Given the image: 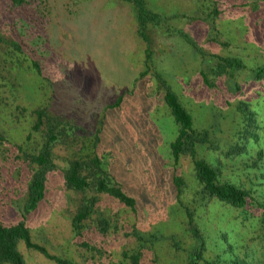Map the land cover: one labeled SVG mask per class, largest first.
<instances>
[{"label":"rangeland","instance_id":"1","mask_svg":"<svg viewBox=\"0 0 264 264\" xmlns=\"http://www.w3.org/2000/svg\"><path fill=\"white\" fill-rule=\"evenodd\" d=\"M143 1V23L128 0H34L18 11L0 1V222L21 218L27 174L17 162L43 144L45 117L33 129L30 112L39 107L60 133L43 197L23 221L48 254L63 264H130L135 254L139 264H186L201 241L198 264H264L257 216L203 195L190 154L172 155L178 125L164 99L173 92L204 133L192 155L264 200V0ZM72 158H96L133 205L66 187ZM16 248L25 264H58L21 239Z\"/></svg>","mask_w":264,"mask_h":264},{"label":"trees","instance_id":"2","mask_svg":"<svg viewBox=\"0 0 264 264\" xmlns=\"http://www.w3.org/2000/svg\"><path fill=\"white\" fill-rule=\"evenodd\" d=\"M2 1L3 8L7 10H29L34 4V0H0ZM134 4L139 17L140 23L145 10H148L143 0H128ZM26 4V6L24 5ZM155 13L150 12V16ZM35 65V64H34ZM164 99L169 106L175 122L177 123V133L175 138L170 142L171 153L174 158L179 154L187 152L192 159V166L194 177L199 185L200 192L209 197L215 198L221 203L231 207L239 208L242 212H250L251 215L257 216L258 231L256 232L257 238L264 241V200H254L252 191L246 187L237 185L228 180H220L218 178V170L215 166L209 165L206 161L195 158L192 155L191 144L195 140L204 139V133L195 131L190 127L191 119L189 113L178 101L176 95L167 90L164 92ZM35 115V121L32 124L33 129H37L42 123V116L44 115L46 121V134L43 144L36 152L22 151L20 164L24 173H26L24 194L21 203V218L10 224L0 222V262H7L8 264H25L23 258L16 248L17 240L21 239L28 247H32L42 251L46 256L52 257L58 262L63 264V260L52 256L39 244L32 242L29 237L27 226L24 224L23 217L26 212L34 208L39 199L43 197L45 190V177L46 172L54 167L52 161V147L57 142V135L59 130L55 131L54 127L60 122L57 116H48L42 108L36 107L30 110ZM3 137L0 135V140ZM17 148L20 145L14 144ZM257 158L264 164V154L258 151ZM89 162L91 163L90 165ZM62 177L64 184L68 188H74L77 191L85 192L90 189L93 192H103L111 195L124 203L125 205L132 206L134 199L127 195L119 185L109 179L102 170L96 166V158L89 160L81 158H72L68 161L67 166L62 169ZM96 199L94 194L82 196V200L72 217V226L78 229L81 220L87 216L88 207ZM186 224L191 230L192 234H197L196 229L191 226L192 216L190 210L185 207ZM104 218L99 219L100 225H104ZM202 250V242L200 241L193 249L189 251L186 264H198L200 259V252ZM126 253V252H124ZM126 256H128L126 254ZM138 254L133 257L131 255L130 264H139ZM232 264H239L235 260ZM206 264H215L213 260H205Z\"/></svg>","mask_w":264,"mask_h":264}]
</instances>
